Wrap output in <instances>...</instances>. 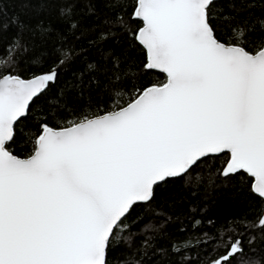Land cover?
I'll list each match as a JSON object with an SVG mask.
<instances>
[{
  "label": "snow or ice",
  "instance_id": "obj_1",
  "mask_svg": "<svg viewBox=\"0 0 264 264\" xmlns=\"http://www.w3.org/2000/svg\"><path fill=\"white\" fill-rule=\"evenodd\" d=\"M4 2L0 29L18 32L0 54V264H111L115 251L123 264H236L247 218L215 219L195 196L264 204V20L219 11L245 0H13L59 6V29L25 39ZM94 3L125 14L89 26ZM117 36L139 56L105 47ZM24 62L38 66L29 78ZM249 227L264 232V208Z\"/></svg>",
  "mask_w": 264,
  "mask_h": 264
},
{
  "label": "trees",
  "instance_id": "obj_2",
  "mask_svg": "<svg viewBox=\"0 0 264 264\" xmlns=\"http://www.w3.org/2000/svg\"><path fill=\"white\" fill-rule=\"evenodd\" d=\"M249 8V11H236L231 12L227 7L220 9L219 11L227 13L229 15H235L239 21H242L248 25L258 26L260 20H264V0H245V4L240 5ZM59 6L55 4H47L41 6L40 3L32 2L27 5L15 3L13 0H5L3 4V21L7 25V22L18 17L22 24L29 26L25 29V39H27L29 31L37 29L40 24H51L57 29L60 28V24L57 19L56 10ZM83 7V5L79 6ZM127 11H131L130 8ZM120 13L124 15V11L117 8L115 10L110 9L106 5L96 4L93 5V11L88 15L89 26H95L99 29L105 27V20L111 18L113 15ZM127 19V16H125ZM18 28L16 25H9L0 29V54H2L3 46L8 44L10 40L17 35ZM34 39L37 43L40 42V36L38 32L34 35ZM89 47L87 43L84 45ZM43 47L50 53L55 54L56 49L60 47L55 34L51 38L44 41ZM105 47L120 48L126 54L133 58L139 56V53L128 49V42L123 39L122 36L111 41ZM98 59L94 48L89 52L80 56L74 65L69 66L64 70L61 76V82H66L72 78L74 72L82 71L86 67V60L92 61ZM31 69V71L29 70ZM38 66L35 64H29L24 62L20 65L18 71L29 78L33 71H37ZM135 71V69H133ZM158 74L154 75L152 79H157ZM62 86V84H61ZM53 94L59 91L58 87H53ZM103 101V97L99 98ZM46 107L44 102H41V106L34 109L33 120L30 121V126H34L36 123V115L39 114L40 108ZM30 147V146H29ZM195 199L199 202L205 212L211 215L215 219L224 220L232 217L243 218L247 220L241 225V232L245 233V252L236 261V264H248L249 258L258 259L261 264H264V232L258 230V228H250L252 224H258L260 219V210L264 208V204H261L258 199L251 196L247 191L236 192L234 195H226L221 191L208 190L207 192L201 191L196 194ZM254 237V239H252ZM252 239L249 244L248 241ZM111 264H123L124 257L120 251H115L111 254Z\"/></svg>",
  "mask_w": 264,
  "mask_h": 264
}]
</instances>
